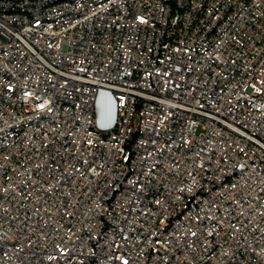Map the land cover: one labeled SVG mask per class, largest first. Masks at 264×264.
<instances>
[{"label":"built area","instance_id":"2783aa9c","mask_svg":"<svg viewBox=\"0 0 264 264\" xmlns=\"http://www.w3.org/2000/svg\"><path fill=\"white\" fill-rule=\"evenodd\" d=\"M0 264H264V0H0Z\"/></svg>","mask_w":264,"mask_h":264}]
</instances>
